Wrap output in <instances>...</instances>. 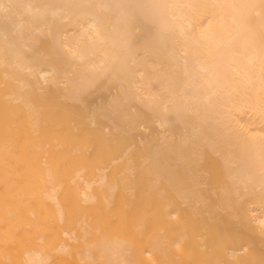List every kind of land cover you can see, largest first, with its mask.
Listing matches in <instances>:
<instances>
[{
	"label": "bare ground",
	"instance_id": "6f19581e",
	"mask_svg": "<svg viewBox=\"0 0 264 264\" xmlns=\"http://www.w3.org/2000/svg\"><path fill=\"white\" fill-rule=\"evenodd\" d=\"M7 82L0 264H264V0H0Z\"/></svg>",
	"mask_w": 264,
	"mask_h": 264
},
{
	"label": "rangeland",
	"instance_id": "374dc122",
	"mask_svg": "<svg viewBox=\"0 0 264 264\" xmlns=\"http://www.w3.org/2000/svg\"><path fill=\"white\" fill-rule=\"evenodd\" d=\"M10 82V81H9ZM10 83L0 87V92L5 95L9 90L7 86ZM38 101L39 104V126L40 131L37 135L35 128L31 124V115L27 113V106L33 105ZM2 106L0 111V127L4 130H18L27 140L30 150V168L31 171L21 176H17L16 180L26 191V195L36 196L40 199L45 197L44 192V163H43V118H44V100L41 92L31 89L29 94L25 93L24 98L19 101H10L6 98L1 99ZM23 141V142H24ZM33 149V150H32ZM38 150V151H37ZM43 179V180H42ZM19 180V181H18ZM30 182L29 186L24 184Z\"/></svg>",
	"mask_w": 264,
	"mask_h": 264
}]
</instances>
